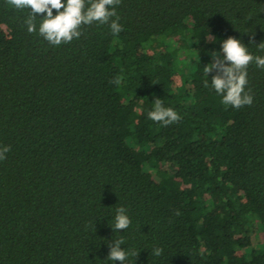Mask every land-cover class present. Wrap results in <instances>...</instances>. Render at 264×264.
Segmentation results:
<instances>
[{"label": "trees", "instance_id": "obj_1", "mask_svg": "<svg viewBox=\"0 0 264 264\" xmlns=\"http://www.w3.org/2000/svg\"><path fill=\"white\" fill-rule=\"evenodd\" d=\"M29 11L0 0V264H264V69L240 108L204 71L228 37L264 57V0H121L59 46Z\"/></svg>", "mask_w": 264, "mask_h": 264}, {"label": "clouds", "instance_id": "obj_2", "mask_svg": "<svg viewBox=\"0 0 264 264\" xmlns=\"http://www.w3.org/2000/svg\"><path fill=\"white\" fill-rule=\"evenodd\" d=\"M7 3L16 10H30L24 21L29 33L37 31V14L46 13V16L39 19V35L55 46L80 38L82 26H90L93 23L108 24L113 34H119L123 30L116 12V6L121 0H7ZM53 10H56L57 14L54 15ZM258 48L264 51V43H260ZM213 54V62L204 67V71L208 75L216 72V75L211 77V85L222 95V103L234 108L250 106L253 96L249 94L250 90H245L248 83L247 68L255 61L258 68L264 69V57L250 54L246 45L235 37L224 40L221 52ZM121 81L122 77H116L112 83L119 86ZM207 86L205 81V87ZM148 117L153 121L163 122L165 126L180 120L178 113L170 107H164L159 98L155 99L154 110L148 113ZM9 151L10 146L0 147V160L6 159V153ZM114 220L112 228L115 231L126 230L131 224L124 207L117 209ZM123 243V240L109 243L108 260L121 261L124 264L129 253L121 247ZM161 252V248H156L151 254L158 256Z\"/></svg>", "mask_w": 264, "mask_h": 264}, {"label": "rangeland", "instance_id": "obj_3", "mask_svg": "<svg viewBox=\"0 0 264 264\" xmlns=\"http://www.w3.org/2000/svg\"><path fill=\"white\" fill-rule=\"evenodd\" d=\"M214 55V54H213ZM256 232V231H255Z\"/></svg>", "mask_w": 264, "mask_h": 264}]
</instances>
